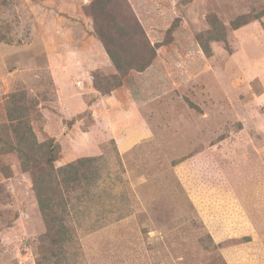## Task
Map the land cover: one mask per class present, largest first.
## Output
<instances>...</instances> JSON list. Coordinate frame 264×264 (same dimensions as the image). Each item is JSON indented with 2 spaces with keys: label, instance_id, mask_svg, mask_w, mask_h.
I'll list each match as a JSON object with an SVG mask.
<instances>
[{
  "label": "rangeland",
  "instance_id": "374dc122",
  "mask_svg": "<svg viewBox=\"0 0 264 264\" xmlns=\"http://www.w3.org/2000/svg\"><path fill=\"white\" fill-rule=\"evenodd\" d=\"M95 5L0 0V264H35L32 187L51 177L45 148L27 168L9 149L13 92L36 144L58 146L54 167L95 158L111 204L86 210L104 225L77 231L84 264H264V0H108L103 19ZM137 24L146 38L114 31Z\"/></svg>",
  "mask_w": 264,
  "mask_h": 264
},
{
  "label": "trees",
  "instance_id": "16d2710c",
  "mask_svg": "<svg viewBox=\"0 0 264 264\" xmlns=\"http://www.w3.org/2000/svg\"><path fill=\"white\" fill-rule=\"evenodd\" d=\"M96 2L97 5L95 6L99 8H97L98 15L101 16V19L108 18L109 13H107L106 8L108 0H96ZM243 20H245L243 15L236 17L231 25L232 28L235 29L242 25L245 22ZM95 26L98 27L97 29H99V31H102V28L105 27L104 22H101L99 25L96 23ZM140 26V24H137L138 31L136 33L126 32L121 25L114 26V31L119 33L121 37L126 36L132 38L137 36L138 38L142 37V39H144L146 35L141 30ZM219 27H221V32L220 30L218 32L220 34L209 35L207 38L222 40L221 37L224 34V30L223 26L220 25ZM107 36H110L109 32ZM109 38L112 40L111 37ZM199 43L204 51L208 50L207 41ZM105 45L109 57L119 69L120 59H124L122 51L111 46L110 42H106ZM155 48L156 46L152 47L150 57L138 66L140 71L142 70L146 73L148 69H151L152 61L158 60L155 56ZM113 49L118 51V54H116ZM129 66L132 67V64L128 63V67ZM120 70L124 73L123 67ZM161 73V77L166 79V73L164 71ZM116 85H120V83L118 82ZM116 85L114 84L113 86L115 87ZM127 87L132 91L134 101L137 104L141 103L143 100H140L139 97L134 94L132 86L127 84ZM160 94L159 91L153 92L145 101L157 97ZM16 96L17 92L9 94L4 104L7 121L6 125L10 133V137L8 138L11 140L9 149L15 152L17 151L16 153L21 160V164L27 168L31 167V164L29 163L30 157L25 154L26 151L29 148L34 150L35 147L39 148L38 151L45 148L43 155L46 159L47 173H51V177L49 178H39L36 176L32 187L37 206L45 224L44 232L38 236L36 241V249L34 251L35 264H84L83 254L77 243V231L81 230L82 225H84L82 229L83 232L91 233L104 225L101 217H96L91 220L86 210L91 208L92 201H103L100 205L101 209L110 213V208H105V205L111 204V202H104L105 198L103 197L108 196L106 191H98V179L95 177L99 173L96 171L98 167L93 165L95 158L91 156L80 157L59 167H54L53 161L57 157L55 151L58 146L49 149L47 145L45 147L44 143L36 144L37 141L32 130L25 124V118L27 117L26 108L24 104H22L20 96ZM32 167L36 168L35 166ZM102 198L104 200H101ZM109 201H111V199H109ZM124 216H126V214L120 212L116 216V219H121ZM71 220H74V222L71 223Z\"/></svg>",
  "mask_w": 264,
  "mask_h": 264
}]
</instances>
